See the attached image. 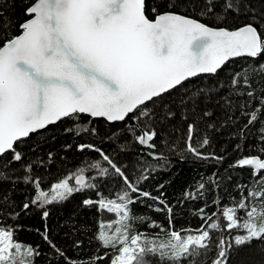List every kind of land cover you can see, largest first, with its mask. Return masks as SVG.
<instances>
[{"label":"snow or ice","instance_id":"6c2138e0","mask_svg":"<svg viewBox=\"0 0 264 264\" xmlns=\"http://www.w3.org/2000/svg\"><path fill=\"white\" fill-rule=\"evenodd\" d=\"M21 2L25 6L17 22L5 19V10L17 0H0V184L23 183L31 191L19 211L13 208L7 219H0V264H35L41 255L38 247L16 239L19 217L33 208L40 210L44 222L43 231H35L48 245L52 259L59 258L57 264H77L51 238L47 206L61 205L84 191L96 194L95 200L83 199L82 206L95 208L100 216L93 239L97 250L104 251L94 253L86 264L104 260L108 264H208L209 254L210 264H253L248 258L252 252L264 264V0H223L219 11L215 7L219 0ZM197 10L201 19L195 18ZM205 17H214V23H204ZM13 27L17 31L10 34ZM234 58L245 62L229 72L230 82H217L214 88L186 85L201 74L218 75ZM180 89L183 94L173 99ZM221 89H227V95L220 96ZM200 98L215 99L219 116L200 109ZM81 115L110 126L123 124V129L110 128L106 133L116 145L112 151L126 153L129 144L138 145L144 166L130 173L105 150L81 144L79 151L97 152L104 164L97 160L86 168L57 173L55 178L36 175L33 169L43 160L27 159V140L61 120L78 121ZM223 128L234 129L230 137L239 141L233 146L239 155L225 171L247 168L250 183L235 185L238 200L222 204L214 198L211 205L205 201L193 211L202 221L199 227L177 230L175 221L181 212L176 206L183 210L185 202L203 199L206 183L186 191L176 205L163 198V184L158 185L156 196L140 185L167 166L170 156L222 163L226 155L208 149ZM65 131L100 134L91 121ZM248 139L256 143L246 148ZM13 164L19 165V176ZM93 170L96 175H91ZM103 178L108 181V195L101 191ZM208 179L220 187L219 180ZM148 200L152 203L146 204ZM137 203L164 214L167 225L137 215L132 207ZM209 206L220 211L207 213ZM104 213L110 218H104Z\"/></svg>","mask_w":264,"mask_h":264},{"label":"trees","instance_id":"16d2710c","mask_svg":"<svg viewBox=\"0 0 264 264\" xmlns=\"http://www.w3.org/2000/svg\"><path fill=\"white\" fill-rule=\"evenodd\" d=\"M11 3V0H8ZM202 3V0H201ZM223 4V0H219V3L215 5L216 10H220V6ZM25 6L21 0H17L14 7L5 10V19L11 18L13 21H20L23 12L22 9ZM259 10V5H257ZM187 14V13H186ZM195 18L201 19L197 14ZM203 22L209 25L214 23V17H205ZM229 24H232V20H228ZM17 29L13 27L10 34L16 33ZM0 39H3V35L0 34ZM250 59V58H248ZM245 62V58L234 59L229 61L218 75H205L193 78L186 82V85H203L208 88H214L217 86V82L228 83L230 82L229 72L233 69L239 70V67ZM184 89H180L179 92L173 93V99H179V96L183 94ZM214 95V93H213ZM220 96L227 95V89H221ZM198 107L200 109L208 108L220 114V108L216 104L215 99L205 101L203 98L199 99ZM188 110H185L187 114ZM91 121L92 127L99 129V135L93 136L87 133L76 135L74 131L66 132L65 129H71L76 123L87 124ZM246 122V121H245ZM128 127H131L128 125ZM117 130L123 129L124 125L116 123L114 125H108L101 120H91V118L81 115L79 120L64 119L57 122L54 125L48 126L47 129L41 130L38 133L31 135V138L27 140V147L25 152L28 153V160H36L39 158L43 160L42 166H37L33 169L34 173L41 177L51 176L56 177L57 173H67L77 170L79 167H87L88 163H94L100 160L102 164V158L98 153L89 149L83 151L78 150V145L81 144H94L97 148L105 150L108 154L112 155L115 160L122 162L124 166L129 169V172L141 169L144 166L143 149L140 146L128 145V151L121 153L117 149L113 152L112 149L116 147L110 143L107 139L106 133L109 129ZM168 131V129H165ZM232 128H223L220 132L215 133L212 147L208 149L209 152H215L217 155H226V159L217 164L215 161L209 160H197L191 157L179 161L177 156H170V163L167 166H162L158 171L153 173L147 181L142 182L140 185L143 190L151 192L154 196L159 195L157 191L158 185L163 184V189H160L164 193V199L168 201L170 205H176L179 199L183 198V194L186 191H194L196 185L199 182H205L207 191L203 199L197 201H187L183 205V210L176 206V211L181 212L179 218L175 221L177 230L183 229H195L202 223L201 219L197 215H193V211L198 210L204 206L205 201L211 205L214 198L221 200L222 204H229L231 198L239 199L240 193L235 190V185L249 184L250 172L245 169H228V165L232 163L239 153L233 152V146L238 143V140H233L230 137V133L233 132ZM179 135V133H175ZM123 143V141H121ZM256 143L253 139L246 141L245 147L248 145H254ZM35 147L36 151L32 152L31 149ZM224 149L225 151H221ZM203 151V149H202ZM49 153L51 158L49 159ZM166 154V153H165ZM249 153L245 151L243 155L247 156ZM152 162V161H150ZM106 166V165H105ZM13 168L17 169L16 176L20 175L19 165L13 164ZM216 173L217 176H213ZM91 175H96L95 170ZM231 176L229 180L227 177ZM209 177H213V180H219L220 187L216 188L215 185L209 181ZM107 178L100 180L102 185L101 191L108 195L106 187ZM51 181L45 183L43 187L48 189ZM31 186L24 185L23 183H17L15 186L10 182H4L0 184V219H7L12 214L13 208L19 211L21 202L30 194ZM4 197L8 198V202H4ZM85 198L96 199L94 191H84L76 193L65 201L61 205L47 206L50 212L48 218V225L50 228V235L54 242L60 247L66 256L71 260L77 262V264H86L89 257H93L94 253L97 255H103L104 251L97 250V243L93 239L96 225L100 216L95 208H85L82 206V200ZM152 201H146V204H151ZM137 215H146L151 220L163 223L167 225V220L164 214L156 213L148 207L137 203L132 206ZM220 211L218 206H209L206 208L207 213L213 211ZM39 209L33 208L28 215L21 214L18 223L19 228L16 234L18 242L31 245L32 247H38L41 255L36 258L35 264H57L56 259H52L51 251L48 245L41 239V237L35 231L36 228H40L43 231L42 224L44 223L39 216ZM104 218H110L111 214L104 213ZM137 228L149 234V230L145 229L143 225H137ZM155 235V233H151ZM163 238V237H162ZM80 242V246L76 247V243ZM212 258V254H209V262ZM248 258L253 261V264H260L261 257L256 253H249ZM60 264H63L61 261ZM101 264H108L107 260L101 262Z\"/></svg>","mask_w":264,"mask_h":264},{"label":"water","instance_id":"95a60500","mask_svg":"<svg viewBox=\"0 0 264 264\" xmlns=\"http://www.w3.org/2000/svg\"><path fill=\"white\" fill-rule=\"evenodd\" d=\"M234 59H240V58H234ZM234 59H233V60H234ZM231 61H232V60H231ZM205 75H209V74H201L200 76H205ZM128 125H129V126H132L131 123H129ZM40 131H41V130H40Z\"/></svg>","mask_w":264,"mask_h":264}]
</instances>
